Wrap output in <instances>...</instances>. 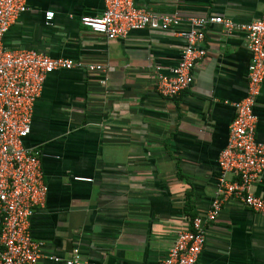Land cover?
<instances>
[{
	"label": "crops",
	"instance_id": "0c3cea01",
	"mask_svg": "<svg viewBox=\"0 0 264 264\" xmlns=\"http://www.w3.org/2000/svg\"><path fill=\"white\" fill-rule=\"evenodd\" d=\"M134 1L182 22L109 41L81 22L102 14L103 0H28L29 11L4 38L8 49L104 67L50 74L36 102L25 145L41 152L49 188L31 218L32 238L44 243L38 264H57L49 258L65 260L77 250L91 264H156L215 198L233 104L247 94L246 34L211 25L207 55L179 96L161 97L156 79L179 62L185 40L178 32L191 28V18L222 16L246 25L261 18L264 0ZM254 111L264 142V82ZM252 190L264 198V173ZM206 229L197 264H264L263 214L231 200Z\"/></svg>",
	"mask_w": 264,
	"mask_h": 264
},
{
	"label": "built area",
	"instance_id": "2783aa9c",
	"mask_svg": "<svg viewBox=\"0 0 264 264\" xmlns=\"http://www.w3.org/2000/svg\"><path fill=\"white\" fill-rule=\"evenodd\" d=\"M103 2L102 14L83 16L81 22L109 41L124 40L132 32L145 29L168 31L182 22L176 15L139 8L134 0ZM27 11L28 0H0V264H38L43 257L44 243L32 238L30 226L35 212L45 206L49 188L44 181L41 152L28 148L25 141L48 76L59 70H104L100 64L86 65L35 49H8L4 38ZM53 18L54 13L48 12L47 24ZM189 22V30L178 32L185 40L179 62L170 74L157 76L158 94L170 99L192 87L196 66L207 55L203 46L207 29L214 24L229 33L240 30L246 34L251 53L248 88L246 96L233 104L236 115L219 155L221 175L209 211L205 217L193 218L191 226L179 232L167 256L156 264H197L207 243V224L214 223L231 200L264 215V198L252 190L264 173V142L257 139L254 111L264 82V6L261 18L246 25L222 16L196 17ZM49 259L57 264H91L78 250L65 260L58 256Z\"/></svg>",
	"mask_w": 264,
	"mask_h": 264
}]
</instances>
